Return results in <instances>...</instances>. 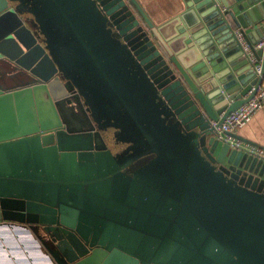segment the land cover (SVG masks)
I'll return each mask as SVG.
<instances>
[{
	"label": "water",
	"instance_id": "95a60500",
	"mask_svg": "<svg viewBox=\"0 0 264 264\" xmlns=\"http://www.w3.org/2000/svg\"><path fill=\"white\" fill-rule=\"evenodd\" d=\"M184 1L158 27L138 0H0L26 48L0 50V219L53 264H264V160L211 126L263 81L233 30L263 38L264 0Z\"/></svg>",
	"mask_w": 264,
	"mask_h": 264
},
{
	"label": "rangeland",
	"instance_id": "374dc122",
	"mask_svg": "<svg viewBox=\"0 0 264 264\" xmlns=\"http://www.w3.org/2000/svg\"><path fill=\"white\" fill-rule=\"evenodd\" d=\"M13 31L11 19L0 21V50L1 52H5V54H13L14 52L18 54V48H20V46L22 49H26L18 39L13 37ZM20 38L25 43V46L30 47L31 41L27 35L20 33ZM32 56V60L26 61L30 69L36 68L37 62L44 57L39 55L37 48L33 49ZM37 58H39L38 61H35ZM20 60L24 62L23 59L20 58ZM1 67L5 68L4 65H1ZM0 222H2L0 223V264H46L48 262L47 259L44 258V253L46 251L39 246L37 247L35 238L29 234L25 228L18 225V223H23L21 220L4 218L0 219ZM8 222H15L16 226H9ZM34 226L39 227V225L35 223ZM9 227L18 228L14 229ZM28 235L30 236L28 237Z\"/></svg>",
	"mask_w": 264,
	"mask_h": 264
},
{
	"label": "built area",
	"instance_id": "2783aa9c",
	"mask_svg": "<svg viewBox=\"0 0 264 264\" xmlns=\"http://www.w3.org/2000/svg\"><path fill=\"white\" fill-rule=\"evenodd\" d=\"M233 35L236 39V44L241 52L252 65L256 78H262V59L258 58L256 52L264 49V37L257 40L255 43L249 42L245 37V33L241 29H234ZM252 97L231 112L222 122H212L211 126L214 129L215 138L222 143H227L233 149L242 150L247 154L253 155L264 160V148L254 146L241 141L237 134L245 127L264 106V85L252 87L250 95Z\"/></svg>",
	"mask_w": 264,
	"mask_h": 264
},
{
	"label": "crops",
	"instance_id": "0c3cea01",
	"mask_svg": "<svg viewBox=\"0 0 264 264\" xmlns=\"http://www.w3.org/2000/svg\"><path fill=\"white\" fill-rule=\"evenodd\" d=\"M144 11L158 27L183 15L188 10L184 0H138ZM248 29L246 34L253 35ZM262 84L264 85V75ZM245 143L264 148V106L237 134Z\"/></svg>",
	"mask_w": 264,
	"mask_h": 264
},
{
	"label": "flooded vegetation",
	"instance_id": "af4514ba",
	"mask_svg": "<svg viewBox=\"0 0 264 264\" xmlns=\"http://www.w3.org/2000/svg\"><path fill=\"white\" fill-rule=\"evenodd\" d=\"M1 65H2V63H0V76H4L5 74H6V71L7 70H4V68H2L1 67ZM3 66V65H2ZM27 71L26 70H24L23 69V71L22 70H18L16 73H10V74H12V75H14L15 76V80L17 81V82H21V83H24V82H26V81H29L30 79V77L27 75ZM31 79H33V78H31ZM70 90V89H69ZM73 94L74 93H72V91L70 90V93H69V95H71V96H73ZM72 115V114H71ZM73 120H74V118H73V116L72 117H69V119H68V123H69V125L70 126H68V127H70V129L71 130H73V129H77V127H82L80 124L78 125H76V123H74L73 122ZM74 125H76V126H74ZM53 134V136L56 134V133H52ZM52 136V137H53ZM27 227H29V226H27ZM27 232H28V230H26ZM39 234H40V236L42 237V239L45 241V243L50 247V249L51 250H57V248H56V245L58 244V241H55L54 239V237H52L51 236V234L52 233H46L44 230H43V227H40L39 228ZM45 244V245H46ZM41 247L43 248V249H45V250H47V247H45L44 246V244L42 243V245H41ZM88 249V248H87ZM91 250V249H90ZM48 251V250H47ZM52 263V262H51ZM53 264V263H52Z\"/></svg>",
	"mask_w": 264,
	"mask_h": 264
},
{
	"label": "bare ground",
	"instance_id": "6f19581e",
	"mask_svg": "<svg viewBox=\"0 0 264 264\" xmlns=\"http://www.w3.org/2000/svg\"><path fill=\"white\" fill-rule=\"evenodd\" d=\"M11 226H13V225H11ZM15 226H16V225H15ZM17 226H18V225H17ZM18 227H20V226H18ZM18 227H9V228L17 229ZM20 228H21V227H20ZM25 230H27V229H25ZM28 232H29V231H28ZM24 233H25V232H24ZM29 236H30V235H28V237H29ZM35 244H36V243H35ZM36 245H37V244H36ZM37 247H38V245H37ZM42 254H43V253H42ZM44 256H45V254H44ZM44 258L47 259V261H48L47 263H48V264H52L46 256H45ZM47 263H46V264H47Z\"/></svg>",
	"mask_w": 264,
	"mask_h": 264
},
{
	"label": "trees",
	"instance_id": "16d2710c",
	"mask_svg": "<svg viewBox=\"0 0 264 264\" xmlns=\"http://www.w3.org/2000/svg\"><path fill=\"white\" fill-rule=\"evenodd\" d=\"M28 228V227H27Z\"/></svg>",
	"mask_w": 264,
	"mask_h": 264
}]
</instances>
